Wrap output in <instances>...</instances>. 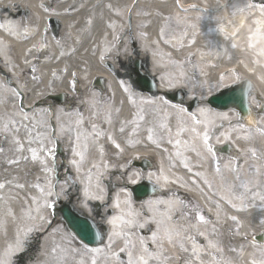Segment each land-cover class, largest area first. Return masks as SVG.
Wrapping results in <instances>:
<instances>
[{
	"label": "bare ground",
	"instance_id": "obj_1",
	"mask_svg": "<svg viewBox=\"0 0 264 264\" xmlns=\"http://www.w3.org/2000/svg\"><path fill=\"white\" fill-rule=\"evenodd\" d=\"M225 3L227 0H0V24L4 25L0 27V148L4 149L0 152V184L5 185L0 189V261L10 264L14 260L12 256L19 249L17 238L22 236L26 253L35 251L26 264H92L93 260L96 264H126L128 251L133 258L142 254V241L150 251L162 253L161 260L151 259L149 264H184L193 260L191 238L203 249L205 264H216L218 258L208 241L221 249L220 258L233 264H248L253 256L260 258L250 243L253 235L256 241L263 236L264 226L256 219L260 213L251 207L240 212L227 202L232 199L239 206L235 196L244 190L234 180L237 173L225 165L231 161L234 167L238 155L243 162L239 175L245 181L254 175L255 167L264 174V138L255 131L252 118L264 125V113L253 111L245 117L249 133L239 127L234 110L213 109L208 116L198 112L205 106L198 97L203 95L208 102L211 96L237 84L231 73L220 80L230 68L251 80L257 93L264 96V82L259 79L264 74V55L256 54L259 43L255 51L247 47L256 27L252 21L260 13L254 9L251 16L242 14L248 19L236 37L239 47H229L228 53L221 50L217 55L213 42L219 39L228 47L227 42L223 37L206 35L204 21L199 19L204 13L189 8L193 4L215 8ZM180 5L189 10L183 11ZM231 12L227 8L219 15L231 18ZM53 22L60 26L58 34L52 31ZM192 24L196 27L189 26ZM185 28L188 35L182 36ZM194 33L196 43L190 44ZM190 53L195 54L194 59ZM134 55L150 58L151 72L161 91H186L187 102L199 101L193 113L222 125L213 128L211 143L215 148L230 145L234 155L217 154L220 174L215 171V160L199 140H193L190 131L177 135L181 127L202 130L204 125H196L187 113L178 115L176 109L163 103V98L151 97L130 84L123 66ZM98 79L105 81L103 91L94 84ZM12 89L22 96H15ZM55 95L66 98L56 104L51 100ZM255 101L252 97V105L258 107ZM222 112L228 113L229 120L215 115ZM25 115L29 119H24ZM233 126L237 128L234 132ZM227 133H231V142L224 141L222 134ZM246 135L253 138H240ZM54 147L60 149L59 157H66L62 165L56 155L46 151ZM252 147L257 157L249 152ZM29 149H36L37 160L31 158ZM12 159L20 162L12 164ZM144 161L153 162L147 171L135 166ZM133 173L140 174L138 184L127 182ZM205 178L212 187L204 183ZM143 183L157 186L161 194L141 202L131 194L130 204L125 203L131 189ZM233 183L237 187L230 191L228 185ZM56 200L60 204L74 201L75 208L93 220L101 217L108 225L106 242L98 248L82 244L58 217L53 208ZM200 213L210 222H199L196 217ZM233 215L243 224L239 233L230 219ZM114 218L115 223H111ZM101 220L95 219V223ZM44 228L35 236L36 230ZM115 232L130 235L115 236ZM129 239L134 247L128 246ZM113 253H119V258Z\"/></svg>",
	"mask_w": 264,
	"mask_h": 264
},
{
	"label": "snow or ice",
	"instance_id": "obj_2",
	"mask_svg": "<svg viewBox=\"0 0 264 264\" xmlns=\"http://www.w3.org/2000/svg\"><path fill=\"white\" fill-rule=\"evenodd\" d=\"M180 7L183 11H188L189 8H191V9L198 10V11L204 13V15L202 17H200L199 19L204 21V24L206 26L205 27V34L206 35H213L216 37H223V40L225 42H227L228 47H225L224 44L221 43L219 39H217L213 42L214 47L217 49V55L220 54L221 50L224 53H228L229 47L231 49H236L239 47L238 43L236 42V37L245 28L246 20L248 19V16L252 15V10H254V9L257 10L260 13V17L254 19L252 21V24L255 25L256 27H255L254 32H253L252 28H249V32H253V34L250 37V40L252 42L247 44V47H249L253 51H255L257 48V44L259 43L260 50L258 52H256V54L257 55H264V0H243V6H241V0H227V3L219 4L215 8H207V7L202 8L200 5H197V4L190 5L189 8H185L183 5H180ZM227 8L232 9L231 18H229L228 16L219 15V13H222ZM45 10L49 11L48 8H46ZM244 13H248V16L242 15ZM238 14H241L239 20L236 19ZM56 15H59V13H56ZM177 22L178 23L181 22L179 18H177ZM189 26L192 28L196 27L195 24H192ZM0 27H4V25L0 24ZM187 35H188V31H187V28H185L182 31V36H187ZM257 37H259V40H257ZM195 43H196V39H195V33H194L192 39L190 40V44H195ZM180 46L183 47L184 46L183 43H181ZM194 56H195L194 53H190V57H192L194 59ZM228 59L232 60L233 57L231 55H228ZM238 62L241 64L244 63L243 60H240ZM255 63L259 64V60H256ZM245 67H247V65H245ZM65 71H67V69H65ZM249 71L255 72V69L250 68ZM229 73H231L235 76V81L237 83H241L244 86L245 90L241 94L240 102L243 103L244 98L245 97L247 98V102L249 105V116H252L250 106L252 103V92L255 91V85L252 83L251 80H247V79L242 78L236 68H230V69L226 70V72L221 74L220 80L223 81ZM259 79L262 82H264V74H261L259 76ZM76 84H77V80L75 78V73H73V81H72L73 87H75ZM122 84H123V82H122ZM124 90L129 91V88L127 85H124ZM12 91H13L15 96H17V97L22 96V93H20L16 89H12ZM198 99H200L201 103L205 105L204 107L198 108V112L200 115L208 116L209 114L213 113V109L206 106L207 101L203 95L198 97ZM235 101H236V97H230L228 102L235 103ZM163 103L169 105L173 109H176L178 115H182V114L187 113L189 116H191L192 120L195 122L196 125H204V128L202 130H197L196 127H192L190 129L181 127L179 129V132L177 133V135H179L181 132L190 131L193 134V140L194 141L199 140L202 143L203 147L206 149L207 153L215 160V171H216V173L220 174L222 171L220 158L217 156L216 148L211 143V141L213 139V128L222 127V125H219V126L216 125L215 121L211 120V119L201 120L199 118V116L197 115V113L190 112L188 108H186L182 105L169 104V102L167 100L163 101ZM257 105H258V108L261 110V112H264V96H258ZM21 111H22V109H21ZM215 115L220 120H229V116H228L227 112L215 113ZM237 115H239V113H237ZM252 118H253V123L255 125V131L257 133H259L262 138H264V125H261L260 122L258 120H256L254 116H252ZM24 119H29V118L27 117V115H25ZM140 119H143V116H141ZM244 119H245L244 117L240 118L239 127L243 128L246 131H248L249 133H251V129H249L248 126L243 123ZM10 122L16 123V121H10ZM236 130H237L236 126H233L231 129V131H233V132ZM5 131H7V124L5 125ZM121 131H123V128L121 129ZM222 135L224 136L225 142H231V133L222 134ZM240 138L245 139V140H251L253 137L251 135H246V136L240 137ZM6 139H7V137H5V140ZM77 139L79 140V137H77ZM148 139L151 140L152 136L149 135ZM15 143H17L19 145L20 141L16 140ZM169 143H171V141H169ZM180 143H181L180 140L176 141L177 145H179ZM217 143H220L219 138H217ZM116 147L120 148V145L116 144ZM3 150H4L3 148H0V152H3ZM20 151H23L22 145L20 147ZM29 151L32 153L31 158L33 160H37L38 156H37L36 149H29ZM46 151L49 155H52L54 150L49 148ZM121 151H123V149H121ZM237 151H239V150H237ZM249 152L251 153V155L253 157L258 156L257 150L254 147L249 148ZM78 155H80V153H78ZM24 159H27V157H24ZM235 159H236L237 163L234 167L231 165V161L229 162L228 165H225V167L228 169V171L237 173V175L234 177V180L239 181L238 186L240 188H242L244 190V192L237 194L235 196V199L240 201L239 206H237V204L233 203L232 199H228L227 202L229 204H231V206L233 208H236L240 212H247V211H249L250 207L256 208L258 210V212L260 213V215L258 217H256V219L261 226H264V174L261 173V169L259 167H255L254 168V175L252 177H250L247 181H245L242 178V176L239 175L240 166H241V163H243V162L240 161V158L238 155L235 157ZM9 162L12 164H18L20 161L18 159H12ZM185 167H187V164H185ZM47 170L48 169H45V171H47ZM139 175H140L139 173H133L131 176L127 177V182H129L131 184H138L139 183V179H138ZM195 175L201 176V175H203V173H195ZM222 179H226V178H224L222 176ZM204 183L207 184L208 187H212V184L207 180V178H205ZM4 187H5L4 184H0V189H3ZM18 187H23V185H18ZM37 187H39V185H37ZM235 187H237V185L235 183L228 185V188L230 191L235 189ZM253 189H259V190L254 191ZM41 191L43 192L42 188H41ZM124 191H126V189ZM51 194L52 193L49 192V195H51ZM87 194L88 193H86V195ZM128 196H129V199L125 200V203L130 204V202H131L130 201V197H131L130 192L128 193ZM257 199L260 201L259 204L253 203V204L249 205L248 203H246V201H249V200L256 201ZM119 206H120V202H119V200H117L116 207H119ZM218 207H219V205H218ZM197 212L198 213L200 212L199 206H197ZM196 218L201 223H209L210 222V221L206 220V217L203 213H200ZM230 219L233 222H235V224L237 225L235 231L237 233H239L241 231V228L243 227V224L238 219V217L235 215L231 216ZM111 223H115V218L113 219V221H111ZM124 223L132 224L133 222L132 221H126ZM140 227H143V225H140ZM113 235L120 236V235H130V234L123 233V232H115ZM200 235L203 236L204 233L201 232ZM261 235H264V233H261ZM152 238H153V241L155 242L157 239L155 233H153ZM244 238L247 239V234L244 235ZM191 239H193V245H194L192 248L193 260H185L184 264H194V261L198 262V264H205L204 260L201 259V254L203 252V249L195 246L196 245L195 238H191ZM141 243H142V249H143L142 254H140L136 258H133L132 252L128 251L127 252L128 260H127L126 264H149V260H151V259H155L157 261L161 260V256H162L161 252H152L149 250V248L146 245H143V241ZM250 243L253 245V247H255L259 251L260 258L257 259L255 256H253V258L248 262V264H264V242H257L255 236L253 235V238L250 241ZM127 244L129 247H134V245L132 244V241L130 239L127 241ZM208 246L214 250V254L217 255V257H218L216 260V264H233V261H231V260L224 261L222 258L219 257V253L221 252V249H219L215 243H213L212 241H208ZM110 247H111V245H109V248ZM181 248L184 252H188V249L184 248L183 245H181ZM94 251L100 252L101 250L95 249ZM120 251L124 252L125 249L122 248ZM232 251H236V249H232ZM242 254L243 253L241 251V255ZM113 255L117 259L119 258V253H113ZM164 259H170V257H165ZM0 264H7V262L6 261H0ZM92 264H96V261L93 260Z\"/></svg>",
	"mask_w": 264,
	"mask_h": 264
},
{
	"label": "water",
	"instance_id": "obj_3",
	"mask_svg": "<svg viewBox=\"0 0 264 264\" xmlns=\"http://www.w3.org/2000/svg\"><path fill=\"white\" fill-rule=\"evenodd\" d=\"M136 76L137 79L134 83L142 89V91L148 92L153 97H158L160 93L157 91V78H155L151 72H149V62L144 66L146 75H142L137 72L139 64L136 65ZM245 90L244 86L231 88L221 92L217 96H212L208 103L211 107L219 110H228L230 108H235L241 114L246 115L249 113V106L247 98H244L243 103L240 102V97L242 92ZM186 95V93H184ZM162 96L167 100V98H174L172 94H167L164 92ZM230 97H236L235 103L228 102ZM197 106L194 103L192 109ZM230 147H226L224 151L228 152ZM136 200L145 199L153 194L158 193V191L152 186L140 185L132 190ZM61 217L69 227V229L76 235V237L82 241L84 244L90 247H97L105 240V235H103L95 224L88 218L82 217L76 211L73 210L71 206H65L59 210ZM262 240V238H260Z\"/></svg>",
	"mask_w": 264,
	"mask_h": 264
},
{
	"label": "rangeland",
	"instance_id": "obj_4",
	"mask_svg": "<svg viewBox=\"0 0 264 264\" xmlns=\"http://www.w3.org/2000/svg\"><path fill=\"white\" fill-rule=\"evenodd\" d=\"M133 54H134V52H133ZM136 58V57H135ZM130 63H129V61L127 62V65H129ZM54 151H53V154L52 155H56V149L54 148L53 149ZM54 206H55V208H60L61 207V205L59 204V202L56 200V201H54ZM21 240H23V236L22 237H20V238H17V242H16V244H17V246H19L20 245V242H21ZM26 249H27V247H26ZM35 254V251L34 252H31V253H27V254H25V256H23L24 258H29V257H33V255Z\"/></svg>",
	"mask_w": 264,
	"mask_h": 264
}]
</instances>
